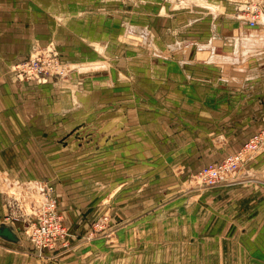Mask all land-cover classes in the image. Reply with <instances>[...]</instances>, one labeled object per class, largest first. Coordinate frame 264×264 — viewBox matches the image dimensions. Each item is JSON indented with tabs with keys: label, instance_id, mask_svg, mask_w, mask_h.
Masks as SVG:
<instances>
[{
	"label": "rangeland",
	"instance_id": "1",
	"mask_svg": "<svg viewBox=\"0 0 264 264\" xmlns=\"http://www.w3.org/2000/svg\"><path fill=\"white\" fill-rule=\"evenodd\" d=\"M261 9L248 28L264 25ZM165 12L159 0H0V48L28 46L24 59L50 52L68 64L65 76L44 77L51 85L43 87L16 71L22 57L5 69L13 80L0 84L1 111L15 95L23 108L29 95L34 116L12 115L22 130L0 132V222L13 223L22 237L18 244L0 238L1 254L53 264L59 252L103 240L91 247L102 248L103 260L106 252L119 254L113 262L120 264L121 226L178 197L201 204L207 188L199 169L251 141L256 146L223 185L264 189V49L254 51L255 62L240 44L203 50L195 37L166 32ZM58 111L62 131L54 126ZM24 183L27 202L15 189ZM51 199L66 245L61 239L38 250L29 220ZM174 209L180 223L187 216L196 222L202 212L200 205L193 213ZM189 231L194 236L196 227Z\"/></svg>",
	"mask_w": 264,
	"mask_h": 264
},
{
	"label": "crops",
	"instance_id": "2",
	"mask_svg": "<svg viewBox=\"0 0 264 264\" xmlns=\"http://www.w3.org/2000/svg\"><path fill=\"white\" fill-rule=\"evenodd\" d=\"M246 2L259 3L264 10V0H159L160 12L165 10L166 12L162 14L171 20V29L166 31L170 35L195 37L199 39L203 50L204 46L215 44L224 49L231 44L237 46L240 44V47L251 49L250 60L255 62L258 49H264V25L248 28L246 22L238 19V14L235 15L234 11ZM4 46L0 48V84L12 83V74L5 70L8 62L20 57L24 59L29 52L28 46L24 49H15L14 45ZM252 55L255 59H252ZM71 57L81 58L80 55ZM237 62L229 63L238 64ZM202 66L204 63L199 64V68H204ZM234 77L235 81L243 80L239 75ZM78 79L79 77L72 82L76 83ZM48 80L37 84H41L42 87L49 86L51 84ZM18 96H21L22 100L25 99L23 93ZM13 98L15 103L13 105L7 103L4 111H1L0 102V132L22 130V127H14L18 123L10 117L12 115L25 119L34 116L28 104L29 95L28 99H25L27 102H23V108L19 105L20 109L16 102L17 96ZM54 118L60 121L54 125L55 128L65 130L62 111L54 114ZM203 190L206 191L202 193V205L189 204L178 197L121 226L120 230H117V237L121 234L120 243L123 249L120 264H179L180 260L182 264H264V248L258 245L262 243L259 242V237L264 239V189H245L236 185L228 187L221 184ZM247 196L249 198L242 199ZM199 205L202 212L196 217V222L192 217L189 218L190 216L186 217V220L191 219L190 224L189 221L181 223L175 221L173 216L175 207L188 208V211L193 213ZM194 227L195 235L191 236L189 228ZM182 230L185 232L184 235ZM117 237L116 241L119 240ZM96 244L102 247L104 241H93L87 246L81 243L69 251L59 252L56 258L52 257L53 264H114V256L119 254L108 253L106 251L112 249L106 248L108 260H103L104 252L100 251L102 248L91 247ZM21 254L25 257L16 258L2 252L0 264H17L18 258L25 264L34 263L35 257L32 254ZM97 258L101 261L98 262Z\"/></svg>",
	"mask_w": 264,
	"mask_h": 264
},
{
	"label": "built area",
	"instance_id": "3",
	"mask_svg": "<svg viewBox=\"0 0 264 264\" xmlns=\"http://www.w3.org/2000/svg\"><path fill=\"white\" fill-rule=\"evenodd\" d=\"M238 10L249 15L246 17L240 14L242 18L240 15H237V17L250 26L257 24V18L262 11L259 5H253L252 2L242 3ZM67 66L68 64L65 63V60L58 57L57 54L45 52L30 55L26 59L15 63L14 68L20 76L24 75L37 81H45L46 77L52 75L65 76ZM256 143V141H251L235 153L228 155L223 161L200 168L197 176L203 185L202 187H214L233 179V176H235L234 171L243 163L244 157L251 152L250 150L256 146ZM29 222L32 230L29 237L38 250L51 247L61 239V242H64L63 239L67 232L56 213L52 199L43 203L38 208L36 220L30 219ZM63 244L66 245L65 242Z\"/></svg>",
	"mask_w": 264,
	"mask_h": 264
},
{
	"label": "bare ground",
	"instance_id": "4",
	"mask_svg": "<svg viewBox=\"0 0 264 264\" xmlns=\"http://www.w3.org/2000/svg\"><path fill=\"white\" fill-rule=\"evenodd\" d=\"M198 1V0H197ZM209 5H211V4H209ZM213 7V6H212ZM262 13V12H261ZM242 16H246V17H248L249 15H246L244 12L242 13ZM259 16H261L260 14H259ZM258 16V18H257V21L259 20V17ZM240 17H241V15H240ZM242 18V17H241ZM49 46V45H48ZM54 47V46H53ZM49 48V47H48ZM54 50V49H53ZM39 51V50H38ZM44 51V50H43ZM56 52V51H55ZM36 53H37V51H36ZM34 54V53H33ZM41 82V81H40ZM17 185V184H16ZM29 185L30 184H28V183H24L23 185H17V187H15V189L16 190H18V189H20L19 191H20V193H19V200L21 201L22 200V202H24V201H26V200H28V199H30L31 198V196H30V193H29ZM27 202V201H26ZM1 223V222H0ZM3 223H5L6 225H11L14 229H15V232H16V234H17V236L19 237V241L18 242H12V243H22V237H21V235H20V232L18 231V229H17V227L13 224V223H11V222H9V221H3ZM28 236H30L31 235V232H32V230H30V228L28 229ZM10 242V241H9ZM53 247V246H52Z\"/></svg>",
	"mask_w": 264,
	"mask_h": 264
},
{
	"label": "water",
	"instance_id": "5",
	"mask_svg": "<svg viewBox=\"0 0 264 264\" xmlns=\"http://www.w3.org/2000/svg\"><path fill=\"white\" fill-rule=\"evenodd\" d=\"M0 238L10 242L19 241V237L17 236L15 229L11 225H6L3 222L0 223Z\"/></svg>",
	"mask_w": 264,
	"mask_h": 264
}]
</instances>
